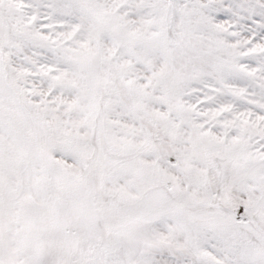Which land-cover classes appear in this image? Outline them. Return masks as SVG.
<instances>
[{
  "label": "snow or ice",
  "instance_id": "1",
  "mask_svg": "<svg viewBox=\"0 0 264 264\" xmlns=\"http://www.w3.org/2000/svg\"><path fill=\"white\" fill-rule=\"evenodd\" d=\"M0 264H264V0H0Z\"/></svg>",
  "mask_w": 264,
  "mask_h": 264
}]
</instances>
